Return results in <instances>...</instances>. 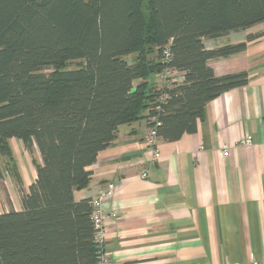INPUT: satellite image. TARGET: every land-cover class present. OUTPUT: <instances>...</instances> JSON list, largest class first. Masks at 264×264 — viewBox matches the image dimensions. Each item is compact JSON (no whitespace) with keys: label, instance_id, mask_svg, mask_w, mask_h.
Masks as SVG:
<instances>
[{"label":"trees","instance_id":"1","mask_svg":"<svg viewBox=\"0 0 264 264\" xmlns=\"http://www.w3.org/2000/svg\"><path fill=\"white\" fill-rule=\"evenodd\" d=\"M262 22L264 0H0V176L21 182L12 139L40 158L22 209L0 214V264H97L91 199H73L87 167L144 111L158 139L194 133L210 101L248 82L209 66L245 42L204 40ZM164 72L182 81L151 87Z\"/></svg>","mask_w":264,"mask_h":264},{"label":"crops","instance_id":"2","mask_svg":"<svg viewBox=\"0 0 264 264\" xmlns=\"http://www.w3.org/2000/svg\"><path fill=\"white\" fill-rule=\"evenodd\" d=\"M241 42L243 52L209 66L216 77L245 72L248 82L210 101L194 133L158 139L161 159L149 163L144 111V118L120 126L87 167L88 185L74 191V201L93 198L109 182L115 187L103 210L109 264H264V22L204 45ZM172 76L173 86L182 81L180 73ZM157 77L149 83L158 90ZM246 136L247 146L240 142ZM10 144L24 152L20 141ZM33 156L40 161L35 150ZM15 160L21 182L7 184L0 214L20 211L19 187L26 191L36 178L32 164Z\"/></svg>","mask_w":264,"mask_h":264},{"label":"built area","instance_id":"3","mask_svg":"<svg viewBox=\"0 0 264 264\" xmlns=\"http://www.w3.org/2000/svg\"><path fill=\"white\" fill-rule=\"evenodd\" d=\"M165 56L167 57V53H165ZM171 72H164V74L160 75V79L163 81L164 86L166 85V81H168V78L170 77ZM162 86L161 88H163ZM159 88V89H161ZM165 96H161V100H163ZM156 112H160L159 107L154 109ZM150 121L152 122V125H150L147 129V133L145 135L144 141L146 148L150 154V160L149 163H155L161 159V154L158 149V136L156 129L158 126H160V122L158 121L157 117L154 116L150 118ZM241 144L247 146L251 144V137L246 136L241 141ZM220 156L222 158H225L228 156L227 150H222ZM141 179L147 178V172H143L140 175ZM115 192V187L113 183H107L105 184L90 200V206H91V221L93 224V230H94V243L97 247V264H109L107 259L104 256L103 246H104V240H105V230L103 228V221H104V204L105 202L110 199ZM257 264V263H252Z\"/></svg>","mask_w":264,"mask_h":264},{"label":"rangeland","instance_id":"4","mask_svg":"<svg viewBox=\"0 0 264 264\" xmlns=\"http://www.w3.org/2000/svg\"><path fill=\"white\" fill-rule=\"evenodd\" d=\"M232 36H237V35H231L229 37V39L233 40L234 38H232ZM134 59H135L134 55H130V56H128L126 58V60L129 63H132ZM76 63H79V61H75V62L70 63L71 67L73 68ZM47 72H49V71H47ZM159 77H157L158 78V80H157L158 83L157 84H158L159 88H161L162 86H164V84H163V81ZM168 79L169 80L173 79L172 74L170 75V77ZM10 147H11V150H12V153H13L12 154L13 158L20 159V161H22L25 164V166L28 165L27 167L30 168V164H32V160H35L36 157H34L33 154H31V155L27 154L26 151L23 152L22 149H20V151H17V152L14 153V150H13L11 144H10ZM2 166H3V161H2ZM12 182L16 183L14 178H12L10 175L6 174V171L3 170V172H2V174L0 176V195L1 196H2V194L4 195L6 204L8 203V201L6 199V197L8 196V191L6 190L7 184L8 183H12ZM9 211H12V210L9 209L7 212H9Z\"/></svg>","mask_w":264,"mask_h":264}]
</instances>
